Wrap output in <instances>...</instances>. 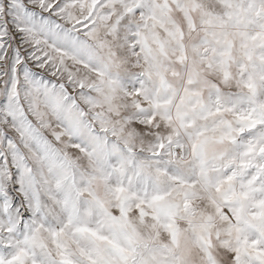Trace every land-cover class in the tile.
<instances>
[{"label":"snow or ice","instance_id":"1","mask_svg":"<svg viewBox=\"0 0 264 264\" xmlns=\"http://www.w3.org/2000/svg\"><path fill=\"white\" fill-rule=\"evenodd\" d=\"M0 264H264V0H0Z\"/></svg>","mask_w":264,"mask_h":264}]
</instances>
